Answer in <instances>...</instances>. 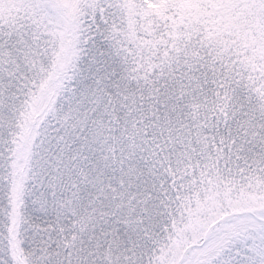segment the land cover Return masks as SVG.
<instances>
[{"label":"snow or ice","instance_id":"1","mask_svg":"<svg viewBox=\"0 0 264 264\" xmlns=\"http://www.w3.org/2000/svg\"><path fill=\"white\" fill-rule=\"evenodd\" d=\"M0 264H264V0H0Z\"/></svg>","mask_w":264,"mask_h":264}]
</instances>
